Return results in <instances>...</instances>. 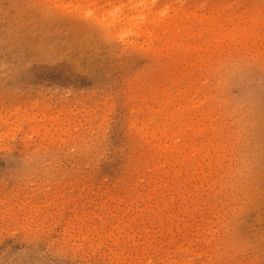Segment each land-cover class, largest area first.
<instances>
[{"label":"rangeland","instance_id":"rangeland-1","mask_svg":"<svg viewBox=\"0 0 264 264\" xmlns=\"http://www.w3.org/2000/svg\"><path fill=\"white\" fill-rule=\"evenodd\" d=\"M155 5L0 0V264H264V0Z\"/></svg>","mask_w":264,"mask_h":264},{"label":"bare ground","instance_id":"bare-ground-1","mask_svg":"<svg viewBox=\"0 0 264 264\" xmlns=\"http://www.w3.org/2000/svg\"><path fill=\"white\" fill-rule=\"evenodd\" d=\"M80 5H88V9L94 8L92 14L95 12L100 20L106 25L107 28H113L114 30H134L137 34L150 37L158 28L156 15L157 6L155 5L157 0H126L123 4L120 2L118 7L112 5L114 0H108L107 2L99 5L92 0H74ZM168 7L164 8L160 13L165 16L168 11ZM91 12V9L89 10ZM136 19L140 21L148 20L149 22L144 24L137 23ZM172 29H163L162 33L166 36L171 35Z\"/></svg>","mask_w":264,"mask_h":264}]
</instances>
